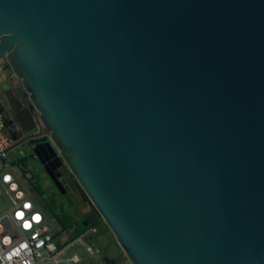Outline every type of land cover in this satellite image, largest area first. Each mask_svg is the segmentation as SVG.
<instances>
[{"label": "water", "instance_id": "95a60500", "mask_svg": "<svg viewBox=\"0 0 264 264\" xmlns=\"http://www.w3.org/2000/svg\"><path fill=\"white\" fill-rule=\"evenodd\" d=\"M0 59L14 158L71 196L70 239L264 264V0H0Z\"/></svg>", "mask_w": 264, "mask_h": 264}, {"label": "built area", "instance_id": "2783aa9c", "mask_svg": "<svg viewBox=\"0 0 264 264\" xmlns=\"http://www.w3.org/2000/svg\"><path fill=\"white\" fill-rule=\"evenodd\" d=\"M11 76L6 59H0V83ZM5 76V78H7ZM13 139L0 113V264H62L67 245L76 241L89 257V264H105L93 260L99 250L93 243L97 226H91L74 241L58 242L50 214L39 194L29 183L33 173L21 161L10 158ZM72 264H80L81 256L72 253Z\"/></svg>", "mask_w": 264, "mask_h": 264}, {"label": "rangeland", "instance_id": "374dc122", "mask_svg": "<svg viewBox=\"0 0 264 264\" xmlns=\"http://www.w3.org/2000/svg\"><path fill=\"white\" fill-rule=\"evenodd\" d=\"M6 86V82H2V83H0V87H5ZM14 155H16V153L15 152H12L9 156H10V158H12V156L14 157ZM24 167H26V169L28 170V171H31L34 175H37L38 174V166H37V163L36 162H34V161H31V162H26L25 164H24ZM47 191H48V195L49 196H52L53 198H54V200H55V203H56V206H59V205H61L62 204V202H63V204L64 205H66L67 203H68V200H69V198H71V196L70 195H62L54 186H52L51 184H49V187L47 188ZM40 196V195H39ZM40 198H41V200H42V202H43V204H44V206H46V207H48L47 206V204H46V202L44 201V199L40 196ZM61 200H62V202H61ZM48 210L50 211V213H51V217H52V220H53V223L55 222V220H56V216H55V214L48 208ZM53 213V214H52ZM63 214H64V212L63 211H61V213H59V215H61V216H63ZM65 215H66V218L68 219L69 217L68 216H73L71 213H67V212H65ZM53 216H54V218H53ZM66 218H64V219H66ZM55 224V223H54ZM56 230H57V232H56V234H57V241L58 242H60V241H62L65 237H66V235H67V232L66 231H64L63 229H58V228H56ZM68 240H71V239H68ZM68 247L66 248V250L64 251V253H63V255H62V260L63 259H65L66 258V256H67V253L70 251V250H74V249H77L78 251H80L82 254L84 253V250H83V248H82V246L81 245H79V246H76V247H74L73 249L71 248H69L70 246L69 245H67ZM69 248V249H68ZM93 260H102V256H101V253L100 252H98L95 256H93ZM63 264H71L69 261H64V263ZM80 264H89V257L87 256V255H85L84 254V256H83V260H82V262L80 263ZM112 264H132L130 261H129V259L124 255V256H122V257H119L114 263H112Z\"/></svg>", "mask_w": 264, "mask_h": 264}, {"label": "trees", "instance_id": "16d2710c", "mask_svg": "<svg viewBox=\"0 0 264 264\" xmlns=\"http://www.w3.org/2000/svg\"><path fill=\"white\" fill-rule=\"evenodd\" d=\"M29 183L35 188V190L37 191V193L44 198L45 200H47L51 206L52 212L55 214V216L57 217L56 220L57 222L62 226H64V228L67 229H63L64 231L69 230L68 228H71V226H73V224L71 225V221L68 220L67 222V218L65 213L63 214V216L59 215L56 211V203L55 200L52 196L48 195V191L45 189V187L39 182V180L37 179V177H34L33 180L29 181ZM50 208V207H49ZM50 209V210H51ZM66 218V219H64ZM92 225L90 224H85L81 227L80 233L79 235L84 232L85 230H87L89 227H91Z\"/></svg>", "mask_w": 264, "mask_h": 264}, {"label": "crops", "instance_id": "0c3cea01", "mask_svg": "<svg viewBox=\"0 0 264 264\" xmlns=\"http://www.w3.org/2000/svg\"><path fill=\"white\" fill-rule=\"evenodd\" d=\"M12 152H14V149L12 150ZM13 157V156H12ZM61 202H62V200H61ZM48 208L49 207H47V212H48V214H50L49 215V217L51 218V223H52V225H53V227H54V230H55V233L57 232V230H56V228H58V229H67V228H64V226L62 225H60L58 222H57V220H55V224L53 223V220H52V215H51V213H50V211L48 210ZM68 206L66 207L64 204H63V202H62V204L61 205H59V206H56V211H57V213L59 214V213H61V211H63L64 213L65 212H67V213H70L69 211H68ZM53 214V213H52ZM69 218L68 219H66L67 220V222H68V220L69 221H71V225L74 223V220H75V216L73 215V216H68ZM53 218H54V216H53ZM72 227V226H71ZM69 229V228H68ZM68 231L69 230H66V232H67V235H66V237L62 240V241H60V242H71V241H74L76 238H77V236L76 237H74V238H72L71 240H68V239H70L69 238V234H68ZM80 244H79V241H76L73 245H71L69 248L71 249H73L74 247H76V246H79ZM68 248V249H69ZM72 253H76V254H79L80 256H81V259L83 260V256H84V254L85 253H81L80 251H78L77 249H74V250H70L68 253H67V256H66V258L65 259H63L62 260V264L64 263V261L66 262V261H69V257H70V255L72 254ZM86 255V254H85ZM70 262V261H69ZM71 263V262H70ZM72 264V263H71Z\"/></svg>", "mask_w": 264, "mask_h": 264}, {"label": "flooded vegetation", "instance_id": "af4514ba", "mask_svg": "<svg viewBox=\"0 0 264 264\" xmlns=\"http://www.w3.org/2000/svg\"><path fill=\"white\" fill-rule=\"evenodd\" d=\"M6 76V75H5ZM5 76H4V78H3V81H5ZM6 77H8V76H6ZM2 81V82H3ZM5 109H9L8 107H7V105L5 104ZM73 184L74 183H70L69 184V186H68V188H70V187H73ZM44 199V198H43ZM44 201L46 202V204H47V206L48 207H50L49 209H51V206H50V204H49V202L47 201V200H45L44 199ZM51 211H52V209H51ZM78 218L77 217H75V220H74V223H73V226L71 227V228H69V231H68V234L70 235L72 232H73V230H74V228H75V226H76V223L78 222ZM101 256H102V261H104V263L105 264H112V263H114L119 257H122L120 254L119 255H117V256H113L112 258H109L108 257V255H107V252H103V253H101Z\"/></svg>", "mask_w": 264, "mask_h": 264}]
</instances>
